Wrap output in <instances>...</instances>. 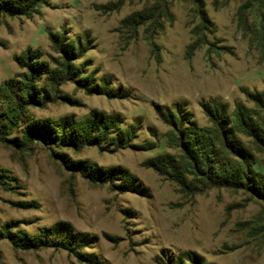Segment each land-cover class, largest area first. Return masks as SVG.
Masks as SVG:
<instances>
[{"label": "rangeland", "instance_id": "1", "mask_svg": "<svg viewBox=\"0 0 264 264\" xmlns=\"http://www.w3.org/2000/svg\"><path fill=\"white\" fill-rule=\"evenodd\" d=\"M0 264H264V0H0Z\"/></svg>", "mask_w": 264, "mask_h": 264}, {"label": "trees", "instance_id": "2", "mask_svg": "<svg viewBox=\"0 0 264 264\" xmlns=\"http://www.w3.org/2000/svg\"><path fill=\"white\" fill-rule=\"evenodd\" d=\"M29 86H25V93L29 95Z\"/></svg>", "mask_w": 264, "mask_h": 264}]
</instances>
